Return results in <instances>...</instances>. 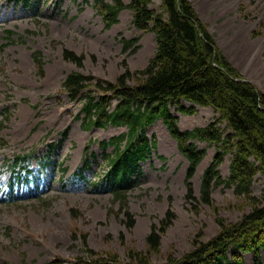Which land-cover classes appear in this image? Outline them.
Instances as JSON below:
<instances>
[{
	"label": "rangeland",
	"instance_id": "1",
	"mask_svg": "<svg viewBox=\"0 0 264 264\" xmlns=\"http://www.w3.org/2000/svg\"><path fill=\"white\" fill-rule=\"evenodd\" d=\"M93 1L32 0L25 9L15 0H0V198L11 186L20 194L28 188L15 179L19 169L44 182L40 197L29 198L26 193L14 202H0V264L74 261L86 254L84 236L87 248L95 253L126 260L135 251L165 264L170 256L181 258L190 252L195 240L214 237L218 218L235 223L250 210L247 200L224 185L212 188L213 206L201 203L202 176L217 151L206 143L196 142L207 155L198 168L200 181L195 183L198 169L192 179L196 202L187 201V160L161 120L147 129L157 145L139 163V176L133 178L127 198L130 217L122 214L109 190L71 179L88 160L84 175L101 185L107 170L104 155L113 151L101 143L127 129L113 125L85 129L77 119L82 102L70 101L61 91L66 77L80 72L115 82L126 65L131 72L143 70L156 52L155 36L133 27L131 10L122 11L120 22L108 29ZM190 1L230 64L264 94V0ZM159 5L155 0L153 8L159 10ZM123 38H139L140 48L126 50ZM66 49L84 56L81 68L65 61ZM34 53L43 62L42 71ZM170 109L182 130L216 119L210 108H197L194 115L181 114L175 105ZM41 161L51 162L49 173L41 171ZM58 163L68 169L63 181L61 170L54 166ZM229 163L228 156L220 167L223 178L229 175ZM253 190L261 193L260 175ZM167 212L174 215L173 222L159 251L153 253L148 236ZM128 218L135 222L132 229L127 228ZM244 260L253 264V254H245Z\"/></svg>",
	"mask_w": 264,
	"mask_h": 264
},
{
	"label": "trees",
	"instance_id": "2",
	"mask_svg": "<svg viewBox=\"0 0 264 264\" xmlns=\"http://www.w3.org/2000/svg\"><path fill=\"white\" fill-rule=\"evenodd\" d=\"M17 1L25 6L30 4V0ZM154 1L130 0L125 4L123 0H94L93 3L106 28L118 24L120 13L129 9L133 12V27L155 36L156 52L147 67L131 72L124 62L125 71L115 82L80 72L70 73L63 82L61 91L69 100L82 102L77 118L82 120L85 129L110 125L127 129L109 143H101L103 147H113L111 154L104 155L109 169L101 178L103 185L89 182L95 187L107 188L114 201L119 202L122 214L130 217L127 195L135 184L133 178L139 176V163L157 145L155 138L150 140L147 129L161 120L188 161L187 201L196 202L192 179L207 155L206 150L197 146L198 142L217 149L202 176L201 203L213 206L212 188L224 185L250 205V210L238 222L228 224L218 218L219 232L214 237L207 241L195 240L190 252L181 258L170 256L165 264H246L245 254H253V264H263L264 94L230 64L190 0H160L159 10L153 8ZM8 33L13 35L11 31ZM139 40L123 38L122 42L126 50L136 52L140 48ZM34 55L42 71L43 62L38 53ZM63 57L78 68L83 66V55L66 49ZM174 105L186 115H194L197 106L211 108L216 119L204 127L182 130L178 117L170 109ZM228 156L229 175L223 178L219 168ZM62 171L65 174L67 169ZM78 175L87 180L83 171ZM259 175L262 190L256 195L253 186ZM173 219L174 215L167 212L152 227L147 239L151 252L159 251L162 237ZM126 224L132 229L135 222L129 219ZM83 244L86 247L83 257L68 262L54 259L46 264H156L141 252L130 251L126 260L116 254L95 253L88 249L85 236Z\"/></svg>",
	"mask_w": 264,
	"mask_h": 264
},
{
	"label": "bare ground",
	"instance_id": "3",
	"mask_svg": "<svg viewBox=\"0 0 264 264\" xmlns=\"http://www.w3.org/2000/svg\"><path fill=\"white\" fill-rule=\"evenodd\" d=\"M196 182H198V177H196V179H195V183H196Z\"/></svg>",
	"mask_w": 264,
	"mask_h": 264
}]
</instances>
